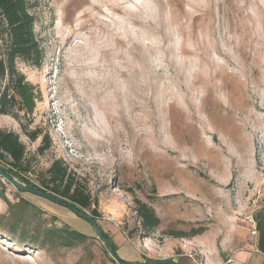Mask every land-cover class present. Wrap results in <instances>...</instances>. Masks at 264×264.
<instances>
[{
    "label": "rangeland",
    "instance_id": "374dc122",
    "mask_svg": "<svg viewBox=\"0 0 264 264\" xmlns=\"http://www.w3.org/2000/svg\"><path fill=\"white\" fill-rule=\"evenodd\" d=\"M28 1L44 59L16 68L41 99L28 119L0 116V130L26 146L30 171L17 180L43 188L62 160L130 263L206 264L231 235L230 218L237 236L250 235L247 216L264 201V0ZM25 129L41 134L32 141ZM45 134L51 147L40 155ZM26 194L49 223L55 216L89 240L47 251L0 237V264H119L88 220ZM136 201L161 220L150 236ZM201 227L202 238L171 235Z\"/></svg>",
    "mask_w": 264,
    "mask_h": 264
},
{
    "label": "trees",
    "instance_id": "16d2710c",
    "mask_svg": "<svg viewBox=\"0 0 264 264\" xmlns=\"http://www.w3.org/2000/svg\"><path fill=\"white\" fill-rule=\"evenodd\" d=\"M31 8L28 0H0V116H11L16 120H19V114H23V117L27 119L30 118L35 111L36 103L41 99L40 93L35 91L34 86L26 80V76L16 68L17 61L34 67H41L43 63L44 50L35 34V17L31 13ZM25 130L27 137L32 141H36L41 134L40 130L33 132ZM50 147V136L45 134L37 152L42 155ZM25 158L26 146L21 142L20 136L14 132L0 130V162L3 163L0 168L8 175L19 179L30 171V162ZM26 185L68 203L80 212L89 211L92 218L98 222L105 239L112 245L117 262L130 263L120 256L118 246L99 224L101 215L97 210L98 200L91 195L87 184L77 179L62 160L54 161L46 171L42 180L44 189ZM0 199L4 200L9 208L8 212L0 214V226L3 228L0 230V237L2 238H11L19 234L22 240L28 241V246H36L40 250L47 251L55 247L73 249L89 240L88 235L68 225L64 227L56 225L55 222L58 219L55 216H52L53 222L49 223L45 219L46 214L25 199H20L23 200L21 204L11 203L6 197V185L2 179H0ZM135 212L140 220L141 230L146 236L158 230L161 220L153 207L136 201ZM253 218L258 232V249L264 254V201L257 208ZM32 224L36 226L30 228ZM90 224L92 225L91 222ZM205 232L206 229L201 227L192 229L189 233L174 232L171 235L191 238ZM94 233L98 237L97 233ZM136 257L138 258L131 263L151 262L139 255ZM111 258L115 263V259Z\"/></svg>",
    "mask_w": 264,
    "mask_h": 264
},
{
    "label": "crops",
    "instance_id": "0c3cea01",
    "mask_svg": "<svg viewBox=\"0 0 264 264\" xmlns=\"http://www.w3.org/2000/svg\"><path fill=\"white\" fill-rule=\"evenodd\" d=\"M0 179L2 178L0 177ZM2 181L6 185V197L11 203H16L20 199H25V195H27L25 192L18 191L3 179ZM5 207H7V204L4 200L0 199V214H5L7 212L4 211ZM247 217H250V215ZM230 224L231 235L227 237L226 243L221 249L217 251L212 249V253L209 251L210 253L203 255L206 258V264H264V254L258 249V238L254 237L251 233L250 235L246 234V236H237L236 232L241 225H232L231 218ZM200 236L201 235L196 237L202 238ZM234 243H237V247H234ZM207 257L210 261H208Z\"/></svg>",
    "mask_w": 264,
    "mask_h": 264
},
{
    "label": "water",
    "instance_id": "95a60500",
    "mask_svg": "<svg viewBox=\"0 0 264 264\" xmlns=\"http://www.w3.org/2000/svg\"><path fill=\"white\" fill-rule=\"evenodd\" d=\"M0 177L7 181L8 183H10L13 187H15V189H17L18 191H21V192H27V193H32V194H35V195H38V196H41V197H44V198H47L51 201H54L58 204H62L66 207H68L69 209H71L72 211H74L77 215H79L80 217H83L87 220H89L92 225L94 226V229L98 235V237L100 239H102L104 245L107 247L110 255L116 260H117V257L114 253V250H113V247L112 245L109 243V241L107 239H105L104 235H103V232L101 230V228L99 227L98 225V222L96 220H94L91 216H89L87 213H84V212H80L78 210H76V208H74L73 206L69 205L68 203H64L62 202L61 200L59 199H56L54 198L53 196L45 193V192H42V191H39V190H35V189H32L24 184H22L20 181H18L16 178L8 175L5 171H3L1 168H0ZM121 264H132V263H121ZM146 264H177V263H174L172 261H167V260H164V261H153V262H150V263H146Z\"/></svg>",
    "mask_w": 264,
    "mask_h": 264
},
{
    "label": "built area",
    "instance_id": "2783aa9c",
    "mask_svg": "<svg viewBox=\"0 0 264 264\" xmlns=\"http://www.w3.org/2000/svg\"><path fill=\"white\" fill-rule=\"evenodd\" d=\"M233 221H234V223L235 224H238V222L239 221H241V219H240V217H234V219H233ZM248 221H249V223L250 224H252V230H251V234L254 236V237H258V232H257V230H256V225H255V222H254V218H253V216H250L249 218H248Z\"/></svg>",
    "mask_w": 264,
    "mask_h": 264
}]
</instances>
